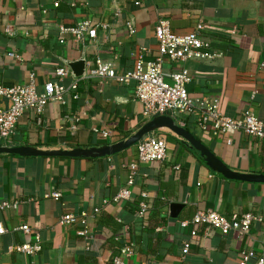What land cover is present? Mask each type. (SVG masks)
<instances>
[{
	"label": "crops",
	"instance_id": "1",
	"mask_svg": "<svg viewBox=\"0 0 264 264\" xmlns=\"http://www.w3.org/2000/svg\"><path fill=\"white\" fill-rule=\"evenodd\" d=\"M57 1L0 0V85L27 84L33 74L38 90L47 82L68 87L72 74L57 78L55 71L69 70L66 62L84 60L87 73L96 58L114 63L118 74L125 73L133 69L141 50L145 61L157 57L159 20L168 21L179 36L202 24V39L219 56L166 61L165 82L170 84V76L184 68L191 77L186 87L191 96L218 100L223 116L239 119L251 111L264 122V0H77L75 7L71 0H63L54 8ZM84 20L96 26L95 42L67 38L58 43L59 26ZM127 23L134 29L132 36ZM134 91V83L83 80L76 92L66 94L65 104L49 103L41 115L25 112L12 141L0 140V146L70 150L123 141L151 121L142 118ZM182 119L186 125L181 128L230 170L264 175L263 140L239 132L227 143L224 137L200 132L191 119ZM101 132L108 136L101 137ZM150 134L166 143L167 158L162 163H140L138 143L99 159L0 154V222L7 229L0 238V264H112L124 244L134 250L128 264H238L240 253L250 249L264 256V184L219 176L183 138L167 129ZM130 165L137 167L131 197L114 204L112 198L131 174ZM54 192L60 194L58 200L48 198ZM5 202L10 207L3 209ZM171 204L183 206L175 219L170 217ZM94 208L99 212L94 213ZM198 211H214L226 218L253 213L261 221L245 235L223 236L198 226L191 236L192 226L181 223ZM84 213L89 239L76 234L79 225L58 224L64 214ZM21 225H27L30 233L15 230ZM36 235L41 250L35 255L13 250L34 243ZM185 242L190 247L182 258Z\"/></svg>",
	"mask_w": 264,
	"mask_h": 264
},
{
	"label": "built area",
	"instance_id": "2",
	"mask_svg": "<svg viewBox=\"0 0 264 264\" xmlns=\"http://www.w3.org/2000/svg\"><path fill=\"white\" fill-rule=\"evenodd\" d=\"M14 1V0H11ZM63 0H58L53 4L57 8ZM133 1V0H130ZM77 0H71L70 6L75 7ZM139 4V2H135ZM44 13V11H43ZM129 35H134V29L127 23ZM202 24H198L188 35L179 36L174 34L168 21L161 19L155 26V39L157 41V57L151 61L144 60V51L141 50L135 56L133 69L125 73L118 74L114 63L104 62L96 58L92 67L85 76L73 78L68 87L59 82H47L41 90L35 83V76L30 75L29 83L6 87L0 85V140L10 143L16 134V126L25 112L31 111L35 115H41L44 108L49 103L65 104V96L69 91L76 92L79 82L83 80L113 81L120 85L135 84V100L141 105V115L146 121L157 116L170 117L175 124L185 127L186 121L182 118L191 119L200 132H211L214 137H224L227 143L230 137L236 133L264 141V122L258 120L251 111H246L239 119H232L223 116L219 112V102L216 99L206 97H193L187 91V85L191 82V77L186 69L170 76L171 83H166L163 75V64L166 61L183 63L188 60H211L219 55L212 52L210 44L202 39ZM97 29L90 21L84 20L73 26L58 27V43L63 44L67 38L74 42L89 41L95 42ZM15 57L14 54H8ZM264 63V62H263ZM68 69H57L55 76L63 78L70 76ZM74 98H77L75 95ZM185 119V120H186ZM79 119L75 118L74 122ZM76 126H72L75 130ZM107 133L101 132V137L106 138ZM137 158L140 163H162L166 160V143L153 134L143 137L136 145ZM135 165H130L129 175L125 187L112 198V203L118 204L120 201L128 200L131 197V188L134 185ZM145 194H141L145 198ZM58 200L60 194L51 193L48 198ZM109 202L104 201L107 205ZM8 203H3L1 208H9ZM141 209L145 208L144 203H140ZM94 213L99 209L94 208ZM261 221L258 214L246 213L234 215L226 218L214 211H198L189 221L181 223L182 227L192 226L191 236L196 235V228L203 226L208 229L219 231L223 236L230 234L245 235L251 228ZM58 224L62 227H72L79 225L76 234L85 239L90 238V229L87 222V214L73 215L64 214L58 218ZM15 230L23 234H29L27 225H21ZM7 233V229L0 222V238ZM118 239L115 238V241ZM189 243L182 246V258L189 252ZM14 251L33 256L41 250L40 238L35 236L32 244H21L14 246ZM132 245H122L119 253L112 259V264H128L127 260L133 255ZM238 264H264V256L258 255L254 250H246L240 253Z\"/></svg>",
	"mask_w": 264,
	"mask_h": 264
},
{
	"label": "water",
	"instance_id": "3",
	"mask_svg": "<svg viewBox=\"0 0 264 264\" xmlns=\"http://www.w3.org/2000/svg\"><path fill=\"white\" fill-rule=\"evenodd\" d=\"M65 65L71 71L73 78L86 75L84 60L66 62ZM167 129L178 137L183 138L192 149H194L205 162L206 167L219 176L232 181L264 184V175L240 174L233 172L216 158L202 143L185 129L176 126L174 121L167 116H157L151 121L143 124L133 135L115 144L102 147L74 148L70 150H42L31 146L3 147L0 146V154L17 155L21 157L42 158H70V159H99L120 153L135 146L144 136L157 130ZM180 204L170 205V217L177 218Z\"/></svg>",
	"mask_w": 264,
	"mask_h": 264
},
{
	"label": "trees",
	"instance_id": "4",
	"mask_svg": "<svg viewBox=\"0 0 264 264\" xmlns=\"http://www.w3.org/2000/svg\"><path fill=\"white\" fill-rule=\"evenodd\" d=\"M193 216H194V215H193ZM193 216H192V217H193ZM190 220H191V219H190Z\"/></svg>",
	"mask_w": 264,
	"mask_h": 264
}]
</instances>
